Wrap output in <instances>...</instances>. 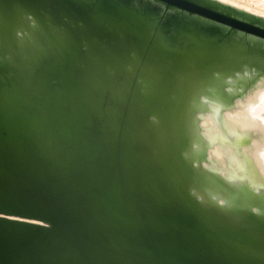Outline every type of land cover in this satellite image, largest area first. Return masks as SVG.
I'll return each mask as SVG.
<instances>
[{
    "label": "water",
    "instance_id": "obj_1",
    "mask_svg": "<svg viewBox=\"0 0 264 264\" xmlns=\"http://www.w3.org/2000/svg\"><path fill=\"white\" fill-rule=\"evenodd\" d=\"M246 71L264 18L216 0H0V264H264L190 133Z\"/></svg>",
    "mask_w": 264,
    "mask_h": 264
},
{
    "label": "bare ground",
    "instance_id": "obj_2",
    "mask_svg": "<svg viewBox=\"0 0 264 264\" xmlns=\"http://www.w3.org/2000/svg\"><path fill=\"white\" fill-rule=\"evenodd\" d=\"M216 1L264 18V12L251 6ZM200 100L194 111L197 125L190 133L193 151L205 156L204 174L220 185L216 198L226 205L250 199L255 210L264 211V73L227 76Z\"/></svg>",
    "mask_w": 264,
    "mask_h": 264
},
{
    "label": "rangeland",
    "instance_id": "obj_3",
    "mask_svg": "<svg viewBox=\"0 0 264 264\" xmlns=\"http://www.w3.org/2000/svg\"><path fill=\"white\" fill-rule=\"evenodd\" d=\"M243 5L251 6L253 9H257L260 12H264V0H233Z\"/></svg>",
    "mask_w": 264,
    "mask_h": 264
}]
</instances>
